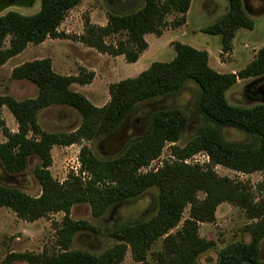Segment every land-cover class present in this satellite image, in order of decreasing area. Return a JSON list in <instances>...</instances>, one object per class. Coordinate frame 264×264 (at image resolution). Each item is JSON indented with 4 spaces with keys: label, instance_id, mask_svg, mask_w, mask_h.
<instances>
[{
    "label": "trees",
    "instance_id": "16d2710c",
    "mask_svg": "<svg viewBox=\"0 0 264 264\" xmlns=\"http://www.w3.org/2000/svg\"><path fill=\"white\" fill-rule=\"evenodd\" d=\"M82 0H39V9L31 15L7 11L0 16V67L20 54L29 44L39 45L47 38L64 37L58 29L67 13ZM192 0H142L138 9L120 13L110 10L105 26L85 21L84 32L76 37L83 45L109 56H123L135 63L147 50L145 35L161 36L167 17L178 15L171 26L186 22ZM227 11L202 33L219 36L221 55L232 51L238 30H252L243 0H226ZM117 37L114 43L106 40ZM8 40V44L5 42ZM175 57L169 62H153L133 78L109 86V101L102 107L92 105L73 84L85 86L92 82L93 72L80 70L75 76L55 73L50 59L25 62L13 68L11 79L26 81L37 89L34 98L18 101L0 96V128L5 142L0 143V165L8 173L19 174L31 157L39 164L33 175L41 193L31 197L17 188L0 183V209L8 208L26 222H34L50 214H64L57 233L58 253H12L1 264H121L129 250L136 264H150L147 253L161 240V250L154 254L156 264H201L198 258L215 247V242L201 238L199 225L213 223L222 203L241 209L249 223L243 231L248 242H232L221 249L214 264H264L260 245L264 241V182L256 190L246 182L219 176L216 166L240 174H264V104L252 107L228 103L225 93L238 80L264 76V46L242 70L221 74L210 68L206 51L179 42L173 44ZM197 88L195 110L201 124L182 146L176 143L188 128V117L177 108L155 111L145 131L130 138L121 151L112 157H98L90 148L79 151V174L70 173L65 181L55 180L49 168L54 146L82 145L83 141L102 140L113 135L123 122L134 114L141 103L179 93L187 82ZM64 106L81 117L79 127L71 132H46L37 118L41 110ZM6 107L17 123V132H10L1 119ZM223 127H232L248 135L246 142L226 140ZM170 144L171 160L149 172H141L158 159ZM203 153L209 161L202 165L188 164L193 156ZM156 188L151 214L117 227L106 234L115 244L96 255L88 251L70 250L76 233H100L86 221L70 219L73 206L86 204L91 215L103 217L117 205L129 203L147 190ZM198 193L204 198L199 200ZM188 217L180 224L186 207ZM177 229L174 233L171 230Z\"/></svg>",
    "mask_w": 264,
    "mask_h": 264
},
{
    "label": "rangeland",
    "instance_id": "374dc122",
    "mask_svg": "<svg viewBox=\"0 0 264 264\" xmlns=\"http://www.w3.org/2000/svg\"><path fill=\"white\" fill-rule=\"evenodd\" d=\"M141 6L142 0H82L78 6L67 13L59 26L58 31L64 37L47 38L39 45L29 44L20 54L0 67V96L9 95L18 101L34 98L37 94L36 87L26 81L12 80L11 72L13 68L25 62L47 58L51 61L53 71L59 75L75 76L80 70L93 72L94 78L90 84L85 86L73 84L71 88L83 94L92 105L102 107L109 101L110 85L137 76L153 62L171 61L175 57L173 48L175 42L206 51L210 68L221 74L244 69L254 59L258 50L264 46V0H243L245 12L253 21V29L250 31L238 30L232 41V51L224 55H221L220 37L202 33L201 29L213 24L227 11L226 0H192L186 14L185 24L177 28H173L171 23L178 15H169L166 19L168 25L161 36L145 35L144 38L149 46L135 63H127L123 56L113 57L101 54L76 40L77 36L83 34L87 19L91 24L105 26L108 11L127 13ZM38 9L39 0H36L31 6L12 7L5 12L13 10L23 15H31ZM116 39L117 37H111L106 41L114 43ZM7 44L8 40L5 42V45ZM197 92V86L189 81L179 93L173 96L141 103L136 112L128 117L111 136L97 141H83L82 145L54 146L51 150L52 165L49 168L52 177L62 183L70 173L79 174L78 156L82 146L90 148L98 157L115 156L130 138L145 131L151 115L158 110L177 108L188 117L187 131L176 143V146H184L201 124V117L195 110ZM225 97L228 103L234 106L252 107L264 104V78L238 80L225 93ZM1 119L8 131L17 132V123L6 107L1 109ZM37 121L42 130L46 132H71L79 127L81 117L71 108L53 106L41 110ZM221 134L226 140L234 142L249 140L247 134L232 127H223ZM5 141L6 138L0 128V143ZM170 146L167 144L160 157L146 168H142L141 172L155 170L161 167L164 162L170 161L172 159ZM187 161L188 164L207 163L203 153H199ZM38 164V158L31 157L27 168L19 174L8 173L0 165V183L17 188L31 197H37L41 193V188L33 171ZM215 171L219 176L249 183L257 191L255 192L257 196L259 194L258 186L264 182V174L261 172L245 175L221 166H216ZM157 193L156 188L149 189L137 199L113 207L101 218L93 217L90 207L86 204L73 206L69 214L70 219L86 221L99 228L100 233H76L72 237L70 250L88 251L98 255L112 247L115 241L107 236L106 230L137 218L149 217ZM262 194L264 195V191ZM197 197L202 200L204 194L198 193ZM188 214L189 207L187 206L177 229L181 227ZM63 217L64 214L59 212L34 222H26L19 219L10 209L1 208L0 264L12 253L40 254L44 251L58 253L60 249L57 246V233L61 228ZM248 223L249 221L241 209L229 203L220 204L215 212V221L199 225V236L215 242L213 249L198 258L199 263L214 264L219 251L228 244L238 241L248 242L250 237L243 231ZM177 229L171 230V233ZM161 246V240H158L147 253V261L150 264H156L154 254L161 250ZM260 255L264 260V241L260 245ZM13 264L26 263L15 262ZM121 264H136L129 250Z\"/></svg>",
    "mask_w": 264,
    "mask_h": 264
},
{
    "label": "water",
    "instance_id": "95a60500",
    "mask_svg": "<svg viewBox=\"0 0 264 264\" xmlns=\"http://www.w3.org/2000/svg\"><path fill=\"white\" fill-rule=\"evenodd\" d=\"M36 0H0V16L6 10L12 7H28L34 4Z\"/></svg>",
    "mask_w": 264,
    "mask_h": 264
},
{
    "label": "built area",
    "instance_id": "2783aa9c",
    "mask_svg": "<svg viewBox=\"0 0 264 264\" xmlns=\"http://www.w3.org/2000/svg\"><path fill=\"white\" fill-rule=\"evenodd\" d=\"M195 156H193V157H195ZM205 158L207 159V163H208L209 159H208V157L206 155H205ZM186 163H188V161H186Z\"/></svg>",
    "mask_w": 264,
    "mask_h": 264
},
{
    "label": "flooded vegetation",
    "instance_id": "af4514ba",
    "mask_svg": "<svg viewBox=\"0 0 264 264\" xmlns=\"http://www.w3.org/2000/svg\"><path fill=\"white\" fill-rule=\"evenodd\" d=\"M261 78H264V76H263V77H261ZM261 98H263V97H261Z\"/></svg>",
    "mask_w": 264,
    "mask_h": 264
},
{
    "label": "crops",
    "instance_id": "0c3cea01",
    "mask_svg": "<svg viewBox=\"0 0 264 264\" xmlns=\"http://www.w3.org/2000/svg\"><path fill=\"white\" fill-rule=\"evenodd\" d=\"M149 46V45H148ZM232 73H235V72H232Z\"/></svg>",
    "mask_w": 264,
    "mask_h": 264
}]
</instances>
